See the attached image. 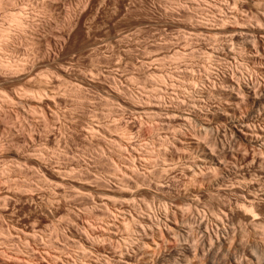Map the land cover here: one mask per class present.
I'll use <instances>...</instances> for the list:
<instances>
[{"label": "rangeland", "instance_id": "1", "mask_svg": "<svg viewBox=\"0 0 264 264\" xmlns=\"http://www.w3.org/2000/svg\"><path fill=\"white\" fill-rule=\"evenodd\" d=\"M0 1L5 7V9L4 7L0 8V26L3 25V28L8 30L7 35L11 32L12 35H10L13 36L17 32L14 27L15 24L6 18L8 11L10 12L12 9L20 7L19 3L24 1L30 2L29 4L35 7V4H31L34 0ZM41 1L35 0L38 4L42 3L38 5L41 7L39 9L36 7L37 10L35 9L33 12L36 14L34 15L35 22L38 24L36 25L43 28L50 23L52 28H46L42 32L43 40H38V38L35 40L31 34L27 33L28 35L26 34L24 38H20L19 42L16 41L17 43H14L7 40L9 36L5 35L6 37L4 36L2 39L5 40H0V44L3 43L4 45V43L11 42L16 44V46H12L10 43L12 48L15 47V52L13 53L9 49L5 50L4 47H2L4 50L0 48L1 60L10 62L18 57L17 61L20 59L23 61L27 58L36 57L37 53L38 55L41 53V50L46 51L48 49L47 51H49L51 48L45 40L54 36L56 32L68 30L67 21L66 23L63 22L65 18L66 20L68 19V12L73 15L72 13L78 9V12L82 9L81 11H84V13L92 10L94 12L92 13L91 11L90 15L94 16L95 19L88 15L86 18V20L88 19L87 22L86 20L84 21V24H86L84 27L90 25L88 27L91 28L87 27L85 29V31L88 30L87 37L86 33L84 34L85 39H83L85 42L82 41V36L79 37L81 40L75 36V38L63 45L64 48H61V52L58 54V62L54 61V63H50L49 66L44 65V67L42 65L36 72L38 73L37 75L48 74V71L51 72L58 68V63H60L71 76L68 75V78L66 77L68 80L67 87L78 84L75 76L83 74L89 80L84 86L86 101L82 104V107H78L75 98L68 97L65 92L64 94L62 92L64 91V86L61 84L59 86L58 84V94L60 96L63 94L62 97H65V100L57 98L58 111H56L55 118L50 123L47 122V126L46 120L44 121L39 111L36 114L35 111L37 110L34 109L33 112L31 107V109H21L20 112L19 108L14 104L11 105L7 101L5 103L0 98L2 101L0 103L3 107L0 106V114L5 115L7 112V115H9L8 117L7 115H0V118L4 121H0V141L6 142L13 134V136L23 137L25 146L28 144V147L33 150V155L35 153L38 155L40 151L44 154L47 162L53 166L59 165L61 169L67 172L63 176L64 182L62 181V183L57 178H48L50 181H47V178L37 172L38 169L35 165L26 162L17 164L10 160H5L6 162L0 161V168L11 167L9 175L6 176L8 181L7 179H2L0 175V264H74L79 251V244H77L75 239L78 236L86 237L85 233L90 235L89 231L98 234V236L106 235L108 237L110 235L107 233L109 228L116 234L109 241L105 240V242L96 243L97 245L94 244V248L101 244L100 247H104L108 251L111 249L118 256L121 253L120 251H122L121 249L124 248L123 242L126 241V238L127 240L129 238H131L129 240L138 238V235L132 231L135 230L134 225L142 224V219H149L151 212L169 204H172V207H178V210L179 207L180 210L182 209L180 214L182 216L176 218L175 221L177 223L175 222V224L183 231H186L189 225L193 226L185 218L190 217L191 213L194 215L197 211L199 216L203 217L204 215L205 220L207 219L206 221L209 222H207V226L211 228L213 213H217V209L222 204L223 208L224 204L227 207V203L230 200L229 203H234L235 196L238 194L237 189L241 187L245 188H243L245 193L250 194L251 192V195L252 193L256 195L261 202V204L259 202V210L264 209V142L261 148L245 143L244 145L243 143H238V145L236 144L237 146L232 145L231 151L224 158V169L225 171L229 170L231 173V175L230 173L225 174L228 178L226 177V181L223 182L224 186L222 185L225 190L226 186L227 189L229 188L227 191L223 190L221 193H216L217 189L215 190V188L217 187H212L213 185L211 187L203 186L204 184L201 182L203 177L205 181L209 180L208 182H210L215 179V175H221L209 169L210 167L203 162V157L201 156H203L202 150H206L205 152H209L208 150L210 149L211 152L212 149L214 150L215 146L212 147V144L218 130L222 136L220 139L223 141L230 139V126L228 119L224 116L225 111L229 113L228 115L234 114L233 117L240 121L243 120L244 122H242L247 125L249 130L251 128L252 132L258 131V129L259 131L264 130V101L257 106L258 108H253L244 100L245 98L243 99L241 94H239L241 97H239L236 104L235 101L233 103L232 96L228 98L231 90L230 85H233L235 92L237 85L243 84L244 81L242 79L246 80L245 82H248L250 87L255 85L264 86V34L257 33L260 30L264 31V0H79L80 2L78 0H65V5L63 1L58 0V4H63L61 5L62 13L65 14L67 8H69L67 14L62 15L59 13L61 16L56 11L45 8L46 5L44 3L50 0ZM105 1L107 2L105 3ZM89 2H92V5ZM98 3L101 5L99 6ZM97 5L98 7L96 8L95 6ZM86 6L87 9L85 10ZM101 6L102 10L99 8ZM126 7L128 8L126 9ZM4 11H7L5 12L6 14ZM36 25L34 28H36ZM65 26L66 28H64ZM106 38H109V40H106ZM114 38L117 40V45L114 44L115 48L112 45H107V48L103 46V48H100V53L89 44L91 43L90 41L102 44L103 41H112ZM83 46L86 49H83ZM88 47L91 48L89 49ZM97 49L99 50V48ZM131 50L133 51L131 52ZM129 58H131V61ZM8 59L10 61H7ZM115 61L121 63V68H118L119 71L117 73L121 75L120 86L124 92L123 94L121 92L122 96H124V102H120L118 106L116 103L109 101L110 99L106 98V95L100 89L105 83V87H102L106 89L104 91H107V86L110 87V82L108 83V81H111L112 77H109L108 72L112 71ZM96 65L101 69L97 68L102 73V79L96 75L98 78L94 75L92 76L93 78L90 76L92 75L91 70H95L94 67H97ZM190 72L191 74H189ZM1 75L8 77L4 73ZM4 76L1 78H5ZM2 79L0 80L2 81ZM6 79L8 80L9 78L3 79V82H6ZM59 80L60 77L56 83H59ZM24 85L23 83H16L14 85L7 84L6 87L8 86L10 90L16 89L19 93L15 90L13 91L20 94V92L23 93L27 90V87L25 90L26 85ZM6 87L4 90H0V95L2 94L1 91L6 93L5 90L10 93L8 87L7 89ZM108 101L112 103V105L110 104L111 107L117 106L113 107L114 110L117 109L118 111L113 116L109 113ZM145 104L147 105L145 106ZM13 107L18 109H13ZM2 109H5V111ZM220 111H223V113L220 114ZM83 116L86 120L83 119ZM42 120L44 122H41ZM44 123H46L45 126L43 125ZM27 124L30 125L28 126ZM35 138L36 141H32L35 144L31 143L29 139L34 140ZM4 152L5 150L1 147L0 154ZM201 159L202 161L200 162L199 160ZM202 164L203 166L206 165L208 169L204 168ZM33 166L34 168L36 167V170ZM197 169H200V171ZM193 171L196 173L194 174ZM140 177H143V179L145 177V179L142 181ZM121 179L129 184L130 190L135 191L134 194L136 196L133 194L127 201L102 199L104 196L101 191L111 188L116 189L117 183ZM137 180H141L143 184L141 182L136 185L135 181ZM201 183L203 187L200 186ZM23 185L29 186V189ZM233 186L235 187L231 191L234 192H231L230 189ZM190 187H195L196 189L191 190L192 193L188 195L189 197L181 200L182 198H179L178 192ZM198 187L199 191H197ZM190 199H195L193 201L197 206L196 208L194 205L191 208L189 205V208H187L186 203ZM48 202L49 204H47ZM40 204L42 206L47 204V213L40 210L38 207L41 206ZM103 204L106 205L104 206ZM193 206L195 210L192 208ZM258 216L262 220L260 225L264 228V213H258ZM145 223L148 225L147 220ZM226 224L231 228L235 227L234 230H237V232L240 229L242 230L241 235L243 237L241 235L238 237L236 233L235 238L237 239L236 241L241 243L240 246L243 249L252 244L263 252V258L261 257L263 260L259 259L257 263L253 261L249 264H258L259 262V264H264V233H262L264 230L262 226L259 225L255 227L256 229H251L243 220L238 221L235 219H229ZM160 226H163V224ZM59 232L63 234L62 237L58 236ZM71 233L73 237H71ZM28 234L35 235H33L34 238L31 241L29 236H25ZM26 237L27 241L29 240L28 243ZM177 242L183 243V240ZM160 244L161 247L159 248L165 254L168 253L169 248L177 246L176 241L172 239ZM240 246L238 248L235 247L236 249L233 247L229 248L230 252H228L231 254L223 248H216L218 250L214 249L215 253L214 251L212 252L215 255L217 254L216 257L214 255L209 257L212 260L205 256H194L193 254L188 257L190 258L188 261H185L180 253L175 254L174 257L175 259L177 257V264H224L223 262L232 264L233 258L236 260L241 256L246 257L242 255L244 250ZM232 251L234 252L232 253Z\"/></svg>", "mask_w": 264, "mask_h": 264}, {"label": "bare ground", "instance_id": "2", "mask_svg": "<svg viewBox=\"0 0 264 264\" xmlns=\"http://www.w3.org/2000/svg\"><path fill=\"white\" fill-rule=\"evenodd\" d=\"M10 1V0H9ZM14 1V0H13ZM23 1V0H22ZM26 1H30V0H26ZM37 1V0H36ZM48 1V0H47ZM52 1V2H51ZM63 1V4L66 3L65 0H61ZM79 1V0H78ZM81 1V0H80ZM79 1V2H80ZM85 1V0H84ZM89 1V0H88ZM86 1V2H88ZM101 1V0H100ZM99 1V2H100ZM104 1V0H102ZM108 1V0H107ZM105 1V3L107 2ZM239 1V0H238ZM43 2V0L41 1ZM46 2V0H45ZM58 0H50L46 3H44L46 6L45 8L47 7L48 9H50L51 11H56L57 14L61 13L62 15H65L67 14L69 8H67V12L64 14L62 13L63 12V9L61 10V5H63L61 3L58 4ZM70 2V1H68ZM67 2V3H68ZM78 2V3H79ZM193 2V1H192ZM201 2V1H200ZM6 3V2H5ZM21 3V2H20ZM19 3V5H21L20 7L15 8L16 9H12V11H8L7 13V17L8 20L10 22H12L14 25V27L16 28V33L17 36L13 35L11 36V32L10 34L7 35V32L8 30L6 28H3V25L0 26V40H2L4 38L5 35L9 36L7 38V40H10L11 42H16V41H20V38H24V35H26L27 33L31 34L33 36V39L35 38V40L38 38L39 39H42L43 40V37H42V32L44 30H46V28H52V24L48 23L45 27H38L37 23L35 22V19H34V14L33 12L35 11L36 7H41V6H38V2H35V0L33 1V3L31 4H35V7H33L32 5H30L29 3L27 2H22L21 4ZM83 3V2H82ZM81 3V5H82ZM90 3V2H89ZM101 3V2H100ZM98 3V5L100 6L101 4ZM116 3V2H115ZM42 4V3H41ZM40 4V5H41ZM72 4V3H71ZM80 4V3H79ZM95 4H97L95 2ZM94 4V5H95ZM15 5V4H14ZM18 5V4H17ZM65 5V4H64ZM78 5V4H77ZM79 5V6H81ZM87 5V4H85ZM90 5H92V2L90 3ZM95 6L96 8L98 7ZM105 5V4H104ZM236 5V4H235ZM71 6V5H70ZM88 6V5H87ZM87 6L85 7V10L87 9ZM103 6V5H102ZM102 6L99 7L101 8L102 10ZM4 7L3 3L0 1V8ZM8 7V5H7ZM29 7V8H28ZM77 7V6H76ZM90 7V6H89ZM88 7V8H89ZM94 7V6H93ZM104 7V6H103ZM236 7V6H235ZM44 8V7H43ZM73 8V7H72ZM83 8V7H81ZM128 7H126L127 9ZM130 8V7H129ZM5 9V7H4ZM77 9V8H76ZM3 10V9H2ZM37 10V9H36ZM41 10V9H40ZM47 10V9H46ZM49 10V11H50ZM72 10V9H71ZM70 10V11H71ZM79 10V9H78ZM78 10L76 12H78ZM82 9H80V12L75 13H72L73 15H71L69 12L67 14V20L65 18V16H63L64 20L63 22L66 23L67 21V27L68 30H64L63 32L60 31V32H56L54 36H51L50 38L46 39L45 41L48 43V46L51 48L49 51H45V50H41V53H37V56L36 57H30L31 59H25V60H19L17 61L16 59L18 58H11V59H14V60H7V61H10V62H4L3 60H1L2 58L0 57V71H2L4 74H6L8 77H4L5 78H9L8 80L6 79V82H3L5 80V78H1L3 77L1 74H3L2 72H0L1 76H0V79H2V81L0 80V85L3 86V84H8V85H14L16 83H23L25 84V90H26V87H27V90L26 91H21L23 93L20 92V94H17L16 92L19 93V91H16V89H13L15 91H13L12 89L10 90L9 87H8V91L10 93H8L6 90L5 92L7 93H3L0 95V98L2 101H7L9 103L14 104L16 107L19 108V111L21 109H25V108H30L32 107V111L34 112V109L37 110L35 111V113H41V116H43L44 118V121L47 123H50V121L53 120V118H55L56 116V111H58L57 109V98H63V100H65L64 98L65 97H62L60 96L58 93V90L59 89V86L60 84L64 86L63 90L62 91L63 93L65 92L66 95L71 96L73 98H75L76 100V103H78V107H82V104L85 103L86 101V95L84 93L85 91V88L84 86L87 84V82L89 81L86 76H83V74L81 75H74L75 76V80L78 81V84H75V85H71L69 87L68 86V75L70 76V73H68V71L66 70V68L64 66H62L60 63H58L59 67L58 68H54L55 70L54 71H48L49 73L48 74H39L37 75L38 73L37 70L39 68H41L40 66L44 67V65H50V63H54V61L58 62L59 60V57H58V54L61 52V48L63 47V45H65L67 42H69L72 38H75V36H77L78 38L82 36V39L84 38L85 39V33H86V37L88 35V30L85 31V29H87L88 26L90 25H87V27L85 28L84 24L86 18L88 15H90L91 11L90 10L89 12H86L84 13V11L82 12L81 11ZM94 10V9H93ZM39 11V10H38ZM65 11V10H64ZM200 11V10H199ZM7 12V11H4V13ZM94 11H92L93 13ZM222 12V11H221ZM96 13L98 15V11L96 9ZM96 13H94V15H96ZM6 14V13H5ZM225 14V13H224ZM60 15V14H59ZM58 15V17H59ZM61 16V15H60ZM89 17H94L92 15H90ZM56 18V17H55ZM62 18V17H61ZM95 19V17L93 18ZM5 20V19H3ZM88 20V19H87ZM86 20V22H87ZM56 21V20H55ZM90 22H92L91 20H89ZM192 21V20H191ZM62 22V21H61ZM62 22V23H63ZM46 23V21H45ZM61 23V24H62ZM4 24V23H3ZM37 24V25H36ZM43 24V23H42ZM36 25V28H39V29H36L34 28V26ZM66 26L64 28H66ZM92 27V26H91ZM259 27V26H258ZM42 28V29H41ZM90 28V27H88ZM198 28V27H197ZM261 28V27H259ZM91 29V28H90ZM263 29V28H262ZM18 30V31H17ZM48 31V30H47ZM57 31V30H56ZM258 31V30H256ZM255 33V32H254ZM258 34H264V31H258L257 32ZM54 34V33H53ZM123 34V33H122ZM131 34V33H130ZM237 34V33H236ZM257 34V35H258ZM28 35V34H27ZM30 36V35H29ZM36 36V37H35ZM45 36V35H43ZM49 36V35H48ZM55 36H56V39H55ZM84 36V37H83ZM117 36V35H116ZM6 37V36H5ZM28 37V36H27ZM119 37V35H118ZM31 38V37H30ZM29 38V40H30ZM116 38V37H115ZM114 38V40H110V41H103V43L105 44H101L99 42H92L90 41L91 43L90 46L93 47L94 49H96L97 51H99L100 53V48L103 46L105 48H107V45H112L114 47V44H116V39ZM127 38V37H126ZM187 38V37H186ZM185 38V39H186ZM189 38V37H188ZM33 39H32V42H33ZM81 40V38H79ZM84 39L82 40L83 42ZM88 39H89V36H88ZM109 40V38H106V40ZM113 39V38H112ZM123 39H124V36H123ZM122 39V40H123ZM184 39V38H183ZM210 39V38H209ZM5 40V39H4ZM2 40V41H4ZM41 40V41H42ZM87 40V38H86ZM229 40V39H228ZM18 41V42H19ZM28 41V40H26ZM88 41V40H87ZM86 41V42H87ZM135 41V40H134ZM187 41V39H186ZM217 41V40H216ZM7 42V41H6ZM10 42V43H11ZM31 42V43H32ZM82 42V44L84 45V43ZM120 42V41H118ZM117 42V43H118ZM133 42V41H132ZM258 42V41H257ZM2 43V42H1ZM9 42L8 43H3L0 44L3 45L1 46L0 48L2 49V47L6 49H9V51H11L12 53L15 52L14 51V48L11 47V44ZM17 43V42H16ZM217 43V42H216ZM219 43V42H218ZM81 44V43H80ZM81 44V45H82ZM131 44V43H130ZM230 44V43H229ZM233 44V43H232ZM16 46V44H12V46ZM22 45V44H20ZM46 45V44H45ZM86 45V44H85ZM117 45V44H116ZM133 45H134V42H133ZM189 45V43H188ZM216 45V44H214ZM87 46V45H86ZM232 46V45H231ZM253 46V45H252ZM90 47V48H91ZM110 47V46H109ZM18 48V47H17ZM64 48V47H63ZM81 48V46H80ZM89 48V47H88ZM89 48V49H90ZM99 48V50L97 49ZM111 48V47H110ZM115 48V47H114ZM113 48V49H114ZM20 49V48H19ZM40 49V48H39ZM38 49V50H39ZM83 49H86V47L84 48L83 46ZM112 49V50H113ZM134 49V48H133ZM191 49V48H190ZM4 50V49H2ZM21 50V49H20ZM81 52H82V48L80 49ZM93 50V49H92ZM95 50V51H96ZM118 50V49H117ZM128 50V49H127ZM217 50V49H216ZM215 50V51H216ZM79 51V50H78ZM84 51V50H83ZM94 51V52H95ZM115 51V50H114ZM113 51V52H114ZM133 50H131L132 52ZM6 52V51H5ZM35 52V51H34ZM80 52V53H81ZM93 52V53H94ZM9 53V52H8ZM11 53V54H12ZM18 53V51H17ZM127 53V52H126ZM129 53V51H128ZM206 53V52H205ZM6 54V53H5ZM10 54V56H11ZM34 54V53H33ZM130 54V53H129ZM158 54V53H157ZM155 55V54H154ZM254 55V54H253ZM15 56V55H14ZM130 56V55H129ZM151 56V55H150ZM13 57V56H12ZM23 58V57H22ZM261 58V57H260ZM264 58V57H263ZM73 59V58H71ZM114 59V58H113ZM120 59V58H119ZM131 58H129L130 60ZM134 59V57H133ZM161 59V58H160ZM198 59V58H197ZM118 60V59H117ZM157 60V59H156ZM166 60V59H165ZM91 61V60H90ZM131 61V60H130ZM168 61V60H167ZM175 61V60H174ZM207 61V60H206ZM165 62V61H164ZM163 62V63H164ZM92 63V62H91ZM115 64L113 65V68H112V71L108 72V75L109 77H112V80L111 81H108V83L110 82V87L107 86V91H104L105 88H102V87H105L104 85L100 88L102 89V91L104 92V94L106 95V98L108 97V99H110L109 101L113 102L114 104L116 103L117 106L120 105V102L123 103L124 102V96H122V94L124 93L122 90H121V75L117 73V71H119L118 68H121V63L120 62H114ZM133 63V62H131ZM130 63V64H131ZM148 63V62H147ZM150 63V62H149ZM74 64V63H73ZM98 65V64H97ZM96 65V66H97ZM134 66V64H133ZM95 70H91V74L90 75L91 77L94 75L96 76H99L101 77L102 79V73L101 71H99V67H94ZM92 68V69H94ZM99 68V69H97ZM47 69V67H46ZM69 69V68H68ZM97 69V70H96ZM50 70V69H49ZM101 70V69H100ZM103 71V70H102ZM206 71V70H205ZM41 73V72H40ZM82 73V72H81ZM90 74V73H89ZM104 74V73H103ZM183 74V73H182ZM191 74V72L189 73ZM107 75V76H108ZM126 75V74H125ZM95 76V77H96ZM104 76V75H103ZM242 76V75H241ZM60 77V80H59V83H56L58 82V79ZM67 77V78H66ZM71 77V76H70ZM106 77V76H105ZM152 77V76H151ZM163 77V76H162ZM58 78V79H57ZM93 78V77H92ZM91 78V80H92ZM98 78V77H96ZM244 78V77H243ZM61 79H62V82H61ZM105 79V78H104ZM131 79V78H130ZM94 80V79H93ZM129 80V79H128ZM208 80V79H207ZM214 80V79H213ZM244 82L243 84L237 85V89H235V92H234V87L233 85L231 86L230 85V93H229V97L230 98L232 96L231 99H233V103L235 101V104L238 102L237 100L239 99V97H243L244 100H246L250 105L251 107L253 106L254 107H257L259 106V104L261 103L262 104V101H264V86H254V87H250L248 82H245L246 80L242 79ZM3 82V83H1ZM93 82V81H92ZM99 82H100V79H99ZM156 82V81H155ZM167 82V81H166ZM183 82V81H182ZM127 83V82H126ZM236 83V82H235ZM57 84V85H56ZM59 84V86H58ZM69 84H70V81H69ZM132 84V83H131ZM158 84V83H157ZM6 85L3 86V88H1L2 90L5 89ZM108 85V84H107ZM146 85V84H145ZM197 85V84H196ZM264 85V84H263ZM0 86V87H1ZM62 86V87H63ZM99 86V85H98ZM165 86V85H164ZM205 86V85H204ZM6 87V89H7ZM22 87V86H21ZM67 87V88H66ZM100 87V86H99ZM222 87V86H221ZM24 88V87H23ZM184 88V87H183ZM220 88V87H219ZM0 89V90H1ZM199 89V88H198ZM201 89V88H200ZM24 90V89H23ZM106 90V89H105ZM12 91V93H11ZM30 91L31 92V95H30ZM127 91V90H126ZM125 91V93L127 94V92ZM150 91V90H149ZM159 91V90H158ZM14 92V93H13ZM122 92V94H121ZM152 92V91H151ZM229 92V91H228ZM29 93V94H28ZM33 93V94H32ZM64 93V94H65ZM146 93V92H145ZM158 93V92H157ZM226 93V92H225ZM238 93V94H237ZM129 94V93H128ZM154 94V93H153ZM239 94H241V96H239ZM65 96V95H64ZM129 96V95H128ZM191 96V95H190ZM226 96H228L226 94ZM130 97H132L130 95ZM197 97V96H196ZM198 98V97H197ZM127 99V98H126ZM241 99V98H240ZM0 100V101H1ZM107 100V99H106ZM131 100V99H130ZM150 100V99H149ZM155 100V99H154ZM1 101V102H2ZM108 101V103H109ZM143 101V100H142ZM129 102V101H128ZM132 102V101H131ZM6 103V102H5ZM106 103V104H108ZM127 103V102H126ZM4 104V103H3ZM2 104V105H3ZM61 104V103H60ZM112 103H109V113L112 114V116L114 114H116V110H114L113 107H117L116 105L115 106H112L111 105ZM113 104V105H114ZM260 104V105H261ZM7 105V104H6ZM76 105V104H74ZM105 105V103H104ZM147 104H145L146 106ZM232 105V104H231ZM0 106H1V103H0ZM4 106V105H3ZM157 106V105H156ZM2 107V106H1ZM76 107V106H75ZM73 107V108H75ZM158 107V106H157ZM3 108V107H2ZM18 108H14L13 109H18ZM77 108V107H76ZM93 108V107H92ZM125 108V107H124ZM192 108V107H191ZM251 108V109H253ZM258 108V107H257ZM107 109V108H106ZM119 109V108H118ZM159 109V107H158ZM176 109V108H175ZM218 109V108H217ZM3 111H5V109H2ZM84 110V109H83ZM135 110V109H134ZM162 110V109H161ZM166 110V109H165ZM216 110V109H215ZM224 110V109H223ZM1 111V109H0ZM2 111V112H3ZM27 111V110H26ZM39 111V112H38ZM217 111V110H216ZM216 111H215V114H216ZM257 111V110H256ZM255 111V112H256ZM21 112V111H20ZM25 112V111H24ZM79 112V111H78ZM118 112V111H117ZM140 112V111H139ZM144 112V111H143ZM166 112V111H165ZM9 113V112H8ZM18 113V112H17ZM62 113V112H61ZM108 113V111H107ZM106 113V115H107ZM108 113V114H109ZM138 113V112H137ZM136 113V114H137ZM164 113V112H163ZM213 113V112H212ZM223 113V111L221 112L220 111V114ZM252 113H254L252 111ZM263 113V112H262ZM27 114V113H26ZM214 114V113H213ZM219 114V113H218ZM229 113H227L225 111L224 113V116H226V118L228 119V123H229V126H230V130H229V134H230V139L228 141H223L222 139H220V137H222L220 135V133L217 131L216 134H215V138L213 139V144H212V147H214V150L212 149V152L210 150H208L209 152H205L202 150V155L201 157H203V162H205L208 167H210L209 169H212L213 171L215 172H218L220 173L221 175L218 176V175H215V179H213L212 181L208 182V181H205L203 178L201 180V182L204 184L203 186H210L213 185L212 187H217L215 188V190L217 189V192L216 193H221L223 192V190H225V188L223 189L222 185H223V182L226 181V179L228 178L227 175L225 174H228L230 173L229 170L225 171L224 169V158H225V155L227 157V153L231 151V147H233L234 145H238L239 144H242L244 145L245 144H250V145H253V146H257L259 148L263 147V142H264V130L263 131H258L255 130L254 132H252L251 128L250 130L248 129L247 125L244 124L242 121H240L239 119L233 117V115H228ZM1 116H3L4 114H0ZM7 115V112L4 116ZM34 115V114H33ZM40 115V114H39ZM38 115V116H39ZM58 115V114H57ZM83 115V113H82ZM217 115V114H216ZM215 115V116H216ZM223 115V114H222ZM259 115V113H258ZM9 115H7L8 117ZM30 116V115H29ZM85 116V115H84ZM83 116V119L86 120V118ZM172 117V115H170ZM221 116V115H219ZM32 117V116H31ZM58 117V116H57ZM184 117V116H183ZM223 117V116H222ZM24 118V117H23ZM42 118V119H43ZM147 118V117H146ZM174 118V117H173ZM176 118V117H175ZM180 118V117H179ZM178 118V119H179ZM2 119V118H0ZM5 119V118H4ZM9 119V118H8ZM151 119V118H149ZM156 119V118H155ZM170 119V118H169ZM196 119V118H195ZM222 119V118H221ZM263 119V118H262ZM96 120V119H95ZM160 120V119H159ZM186 120V119H185ZM226 120V119H225ZM1 122L3 121L0 120ZM35 121V120H34ZM43 120L41 122H44ZM71 121V119H70ZM4 122V121H3ZM44 123L43 125L45 126ZM48 123L46 124L48 126ZM72 123V122H71ZM102 123V122H101ZM32 124V123H31ZM98 124V123H97ZM191 124V123H190ZM249 124V123H248ZM28 125V124H27ZM30 125V124H29ZM28 125V126H29ZM39 125V124H38ZM41 125V124H40ZM93 125V124H92ZM33 126V125H32ZM43 126V127H44ZM94 126H97V125H94ZM170 126V125H169ZM31 127V126H30ZM90 127V126H89ZM98 127V126H97ZM47 128V127H45ZM51 128V127H50ZM83 128V127H82ZM99 128V127H98ZM228 128V127H227ZM262 128V127H261ZM260 128V130H262ZM93 129V128H92ZM102 129V128H101ZM225 129V128H224ZM22 130V129H21ZM20 130V131H21ZM103 130V129H102ZM223 130V129H222ZM226 130V129H225ZM65 131V129H64ZM71 131V130H70ZM86 131V130H85ZM99 131V129H98ZM182 131V130H180ZM17 133V131H15ZM95 132V131H94ZM97 132V131H96ZM171 132V131H170ZM221 132V131H220ZM228 132V131H227ZM169 133V132H168ZM226 133V132H224ZM12 134V133H11ZM68 134V133H67ZM101 134V133H100ZM99 134V135H100ZM214 134V133H213ZM228 134V135H229ZM8 135V133H7ZM10 135V134H9ZM14 135V134H13ZM11 135L10 138L6 141V142H1L0 143V148L2 147L3 150H5L4 153H1L0 154V161H4L6 162L5 160L7 161H14L16 162L17 164H20L21 162L23 163H29V164H32V165H35L37 167V172H40L41 175L45 178H47V181L50 179L48 178H57V179H60L61 180V183L62 181L64 182V175H66V171L64 169H61L59 167V165H51L49 162L46 161V159L44 158V154H42L40 151H39V154L36 155H33L32 152L33 150L30 149V147H28V144L27 146H25V140L23 137H19V136H13ZM16 135V134H15ZM19 135V134H18ZM21 135V134H20ZM125 135V134H124ZM226 135V134H225ZM23 136V135H22ZM95 136V135H94ZM93 136V137H94ZM101 136V135H100ZM227 136V135H226ZM9 137V136H7ZM85 137V136H84ZM181 137V135H180ZM195 137V136H194ZM33 138V137H32ZM40 138V137H39ZM108 138V137H107ZM121 138V137H120ZM125 138V137H124ZM183 138V137H182ZM186 138V137H185ZM38 139V138H37ZM99 139V138H98ZM1 140V139H0ZM6 140V138H5ZM31 141V143L35 144L34 142L32 141H36V138L33 140L29 139ZM109 140V139H108ZM181 140V139H180ZM224 140H225V137H224ZM29 141V142H30ZM59 141V140H58ZM97 141V140H96ZM165 141V140H164ZM60 142V141H59ZM126 142V141H125ZM134 142V141H133ZM114 143V142H113ZM129 143V142H128ZM233 145V146H232ZM236 145V146H237ZM30 146V145H29ZM110 146V145H109ZM241 146V145H240ZM252 146V148H254ZM111 147V146H110ZM208 147V146H207ZM117 148V147H116ZM120 148V147H119ZM211 148V147H210ZM216 148V149H215ZM45 149V148H44ZM134 149V148H133ZM244 149V148H243ZM109 150V149H108ZM118 150V149H117ZM128 150V149H127ZM259 150V149H258ZM43 151V150H41ZM119 151V150H118ZM234 151V149H233ZM254 151V150H253ZM35 152V151H34ZM97 152V151H96ZM103 152V150H102ZM188 152V151H187ZM201 152V151H200ZM111 153V152H110ZM109 153V154H110ZM113 153V152H112ZM148 153V152H147ZM184 153V152H183ZM262 153V152H261ZM60 154V153H59ZM102 154V153H101ZM152 154V153H151ZM201 154V153H200ZM229 154V153H228ZM49 155V154H48ZM52 155V154H51ZM123 155V154H122ZM153 155V154H152ZM185 155V154H184ZM115 156V155H114ZM119 156V155H118ZM165 156V155H164ZM194 156V155H193ZM230 156V155H229ZM100 158V157H99ZM261 158V157H260ZM246 159V158H245ZM253 159V158H252ZM135 160V159H134ZM144 160V159H143ZM142 160V161H143ZM200 162L202 161L199 160ZM51 162V161H50ZM109 162V161H108ZM179 162V161H178ZM14 164V163H13ZM107 164V163H106ZM201 164V163H200ZM226 164V163H225ZM16 165V164H15ZM23 165V164H21ZM227 165V164H226ZM225 165V166H226ZM13 166V165H12ZM115 166V165H114ZM203 166V164H202ZM233 166V165H232ZM10 167V166H9ZM14 167V166H13ZM36 167L33 168L36 170ZM113 167V166H112ZM199 167V166H198ZM197 167V168H198ZM204 168L206 167V165L203 166ZM230 167V166H229ZM11 168V167H10ZM10 168H4V167H1L0 168V175L2 177V179H7L8 177H6L7 175H9V172L11 171ZM32 168V169H33ZM66 169V167H64ZM189 168V167H188ZM200 168V167H199ZM202 168V167H201ZM207 168V167H206ZM176 169V168H175ZM208 169V168H207ZM13 170V168H12ZM67 170V169H66ZM73 170V168H72ZM133 170V169H132ZM169 170V169H168ZM198 170V169H197ZM211 170V171H212ZM143 171V170H142ZM191 171V169H190ZM200 171V169L198 170ZM206 171V170H205ZM229 171V172H228ZM259 171V170H258ZM14 172V171H12ZM162 172V171H161ZM7 173V174H6ZM136 173V172H135ZM138 173V172H137ZM194 173V171H193ZM196 173V172H195ZM194 173V174H195ZM203 173V172H201ZM236 173V172H235ZM6 174V175H5ZM27 174V173H26ZM122 174V173H121ZM165 174V173H164ZM213 174V173H212ZM217 174V173H216ZM21 175V174H20ZM40 175V176H41ZM73 175V174H72ZM91 175V174H90ZM118 175V174H117ZM134 175V174H133ZM197 175V174H196ZM231 175V173H230ZM34 176V175H33ZM78 176V175H77ZM125 176V175H124ZM201 176V175H200ZM32 177V176H31ZM127 177V176H125ZM131 177V176H130ZM227 177V178H226ZM72 178V177H71ZM142 179V181L145 179H143V177H140ZM171 178V177H170ZM43 179V178H42ZM66 179V178H65ZM127 179V178H126ZM136 179V178H135ZM139 179V178H138ZM10 180V179H9ZM15 180V179H14ZM119 180V178H118ZM190 180H192L190 178ZM6 181V180H5ZM8 181V179H7ZM43 181V180H42ZM52 182L54 180H51ZM66 181H68L66 179ZM82 181V180H81ZM141 180H137L135 181L136 182V185L139 183L142 182ZM55 182V181H54ZM60 182V181H59ZM118 182V181H117ZM243 182V181H242ZM11 183V182H10ZM60 183V184H61ZM68 183V182H67ZM79 183V182H78ZM131 183V182H130ZM202 183L200 186H202ZM25 184V183H24ZM53 184V183H52ZM70 184V183H68ZM82 184V183H81ZM118 186L116 187V189H109V190H103L101 191L102 192V195L104 196V198L102 199H109L111 201H115V200H123V201H127V199H129L135 191H131L129 188L130 186H128L129 184L125 183V181L123 179H121L118 183ZM143 184V182H142ZM57 185V184H56ZM63 185V184H62ZM65 185V184H64ZM159 185V184H158ZM161 185V184H160ZM169 185V184H168ZM24 186V185H23ZM57 186H60V185H57ZM190 186V185H189ZM202 186V187H203ZM224 186V185H223ZM229 186V185H228ZM25 188H28L29 189V186H24ZM74 187V186H73ZM80 187V186H79ZM137 187V186H136ZM139 187V186H138ZM142 187V186H141ZM235 186L231 187L230 191L232 190V188H234ZM239 187V186H237ZM23 188V187H22ZM94 188V187H93ZM100 188V187H99ZM242 188V187H241ZM238 188L237 189V192L238 194L235 196V201L234 203H227V207H225L226 204H224V208L220 205V207L222 208H218L217 209V213H213L212 215V221L213 224L211 226V228H209L207 226V224L209 223L208 221L205 220L204 218V215L203 217L199 216V212L197 214V212H195V214L193 215V213H191L192 215H190V217L188 218H185L186 221L188 223H190L191 225L193 226H190L189 224V227L188 229L185 231H183L181 228H179L178 226H176L177 224H175V220L177 217L179 216H182L180 215L182 212L180 210V207H179V210H178V207L176 208V206L172 207L171 205L172 204H169V205H165V206H162V208L160 209H157L156 211L154 210V212H151L150 214V217L149 219H142V224H136L134 225L135 227V230H132L134 231L137 235H138V238H136V240H129L131 238H129L127 240L126 238V241L123 242L124 243V248L121 249L122 251H120V255H115L116 253H113L111 251V249H109L110 251L104 249V247H100V246H96V248H94V244H99L98 242L101 243V241H104L107 240H111L113 238V235H115L116 233L111 229L109 228L108 229V232L110 235L108 237L105 236H101L98 234H95V233H90L87 234L85 233V236L86 237H80L78 236L77 239H75V241L77 240V244H79V251H78V254L76 255V258H75V263L74 264H177V257L175 259L174 255L175 254H181L182 257L185 259V261H188V258L189 256H191L192 254L195 256V255H201V257L205 256L206 258H209V257H216V255L214 254L215 251L214 249L216 248H223L225 250H227L226 252H230L229 248L233 247H239L241 245V243H239L238 241H236L237 239L235 238L236 236V233H237V236L240 237L241 235V229L239 230V232H237V230L235 231L234 228H231L229 227L226 223L227 221H229V219L233 220H238V221H244L246 222L249 227L254 228L256 229L255 227L259 226L260 223H261V219H260V214L258 216V213H261L263 214L264 213V209L262 210H259L260 206H259V202L260 200H258V198L256 197V195H254L252 193L251 195V192L250 194L249 193H245V191L243 190V188ZM40 189V187H39ZM193 189H196L195 187L192 188H187L181 192H178V196L179 198H182L181 200L183 199H186L187 197H189L188 195H191ZM201 189V187H200ZM208 189V188H207ZM229 189V188H228ZM227 189V186H226V190ZM245 189V188H244ZM49 190V189H48ZM80 190V189H79ZM97 190V189H96ZM192 190V191H191ZM233 190H236V189H233ZM249 190V189H248ZM247 190V192H248ZM18 191V190H17ZM16 191V192H17ZM28 191V190H27ZM88 191V190H87ZM191 191V192H189ZM195 191V190H194ZM199 191V187H198V190ZM21 192V191H20ZM202 192V191H201ZM231 192H234V191H231ZM41 193V192H40ZM91 193V191H90ZM94 193V192H93ZM99 193V192H98ZM194 193V192H193ZM198 193V192H197ZM226 193V192H224ZM236 193V192H235ZM234 193V194H235ZM18 194V193H16ZM100 194V193H99ZM196 194V193H195ZM244 194V195H243ZM135 195V194H134ZM218 195V194H217ZM23 196V195H22ZM57 196V195H56ZM65 196V195H64ZM136 196V195H135ZM220 196V195H219ZM231 196V195H230ZM59 197V196H58ZM66 197V196H65ZM95 197V196H94ZM197 197V196H196ZM49 198V197H48ZM100 198V197H99ZM198 198V197H197ZM226 198V197H225ZM224 199V198H223ZM234 199V198H233ZM262 199V197H261ZM48 200V199H47ZM195 201V199H193ZM192 199L189 200V202L186 203L187 205V208H189L188 206L190 205V208L192 205L195 206V208L197 207L195 202L193 201ZM199 200V199H198ZM49 201V200H48ZM55 201V200H54ZM218 201V200H217ZM233 201V200H232ZM51 202V200H50ZM135 202V201H134ZM52 203V202H51ZM107 203V202H106ZM115 203V202H114ZM33 204V203H32ZM45 204V203H44ZM49 204V202L47 203ZM46 204V205H47ZM53 204V203H52ZM118 204V203H117ZM121 204V203H120ZM261 204V202H260ZM41 206H38L40 208V210L42 211H45L47 213V209H46V205H43L40 204ZM99 205V204H98ZM102 205V203H101ZM104 205V204H103ZM106 205V204H105ZM104 205V206H105ZM122 205V204H121ZM143 205V204H142ZM205 205V204H204ZM203 205V206H204ZM148 206V205H147ZM194 206L192 207L194 210ZM214 206V205H213ZM218 206V205H217ZM50 207H51V204H50ZM97 207V206H96ZM205 207V206H204ZM48 208V207H47ZM53 208V207H52ZM49 209V208H48ZM58 209V208H57ZM104 209V208H103ZM107 209V207H106ZM150 209V208H149ZM5 210V209H4ZM178 210V211H177ZM191 210V209H189ZM189 210H187L189 212ZM50 211V210H49ZM57 212V211H56ZM185 212V211H184ZM2 213V212H1ZM50 213V212H49ZM143 213V212H142ZM105 214V213H104ZM123 214V213H122ZM52 215V213H51ZM5 216V215H4ZM56 216V215H55ZM184 216V215H183ZM214 216V217H213ZM54 218V216H53ZM132 218V217H131ZM125 219V218H124ZM264 219V218H263ZM147 220V223L148 225L145 223V221ZM133 221V220H132ZM68 222V221H67ZM163 222V223H162ZM208 222V223H207ZM233 222V221H232ZM52 223V222H51ZM71 223V222H70ZM177 223V222H176ZM161 224H163V226H160ZM239 224V222H238ZM129 225V224H128ZM9 226V225H8ZM17 226V225H16ZM241 226V225H240ZM245 226V225H244ZM262 226V225H260ZM14 227V225H13ZM47 227V226H46ZM110 227V226H109ZM128 227V226H127ZM247 227V225H246ZM132 228V227H131ZM185 228V227H184ZM260 228V227H258ZM14 229V228H13ZM12 229V230H13ZM34 229V228H33ZM60 229V227H59ZM84 229V228H83ZM244 229V228H243ZM249 229V228H248ZM262 229L264 230L263 226H262ZM17 230V229H15ZM23 230V229H22ZM2 231V230H1ZM14 231V230H13ZM68 231V230H67ZM70 231V230H69ZM86 231V230H85ZM17 232V231H16ZM23 232V231H22ZM33 232V231H32ZM36 232V231H35ZM56 232V231H55ZM79 232V231H78ZM82 232V231H81ZM128 232V231H127ZM245 232V231H244ZM83 233V232H82ZM106 233V234H107ZM246 233V232H245ZM261 233V232H260ZM264 233V231L262 232ZM59 235L58 236H63V234L61 232L58 233ZM127 234V233H126ZM135 234V235H136ZM244 234V233H243ZM34 235V234H33ZM33 235H25V236H29V240L31 241L32 238H34ZM76 235V234H75ZM104 235V234H102ZM128 235V234H127ZM11 236V235H10ZM38 236V235H36ZM243 237V235H241ZM5 237V236H4ZM27 237H26V241H27ZM71 237H73L72 233H71ZM75 237V236H74ZM115 237V236H114ZM245 237V236H244ZM260 237V235H259ZM264 237V235H263ZM25 238V237H24ZM134 238V237H133ZM72 239V238H71ZM100 239V240H99ZM174 240L176 241V244L177 246H175V248H169L168 249V253L165 254V253H162L161 249L159 247H161L160 243H164V242H168V240ZM7 240V239H6ZM28 240V241H29ZM36 240V238H35ZM46 240V239H45ZM58 240V239H57ZM74 240V239H73ZM180 240H183V243H180V242H177V241H180ZM245 240V239H243ZM27 241V243H28ZM241 241V240H240ZM35 242V241H34ZM47 242V241H46ZM51 242V241H50ZM263 242V241H262ZM48 243V242H47ZM239 243V245H238ZM256 243V242H255ZM96 244V245H97ZM119 244V243H118ZM257 244V243H256ZM264 244V243H263ZM26 245V244H25ZM74 245H76V243H74ZM103 245V244H102ZM105 245V244H104ZM248 245V244H247ZM77 246V245H76ZM122 246V245H120ZM264 246V245H263ZM153 247V249H151ZM241 249L242 246H240ZM261 247V246H260ZM77 248V247H75ZM236 249V248H235ZM150 250H154V251H150ZM160 250V251H159ZM165 250V249H164ZM218 250V249H216ZM224 250V252H225ZM234 250V249H232ZM244 250V251H243ZM243 256L245 255L246 257H239L238 259H234L233 258V262L232 264H249V263H252L253 261H255L257 263V260L259 259H262V253L256 245H252V244H249L248 246H246L245 249H243ZM116 251V250H115ZM214 251V253H212ZM221 251V250H220ZM219 251V252H220ZM58 252V251H57ZM228 252V253H229ZM234 251H232L233 253ZM51 253V252H50ZM217 253V251H216ZM223 254V253H222ZM231 254V253H229ZM239 254V252H238ZM264 256V255H263ZM54 257V256H53ZM222 257V255H221ZM220 257V258H221ZM225 257V256H224ZM223 257V258H224ZM227 257V256H226ZM231 257V256H230ZM234 257V256H233ZM262 257V258H261ZM182 258V259H183ZM241 258V259H240ZM193 259V258H192ZM199 259V258H198ZM201 259V258H200ZM222 259V258H221ZM220 259V260H221ZM209 260H212L209 258ZM263 260V259H262ZM58 261V260H57ZM179 261V260H178ZM189 261H192V260H189ZM227 261V260H226ZM232 261V260H231ZM73 262V261H72ZM180 262V261H179ZM211 262V261H210ZM218 262V260H217ZM262 262V261H261ZM225 264V262H223ZM260 263V262H259ZM258 263V264H259ZM53 264V263H52ZM191 264V263H190ZM219 264V263H218Z\"/></svg>", "mask_w": 264, "mask_h": 264}]
</instances>
